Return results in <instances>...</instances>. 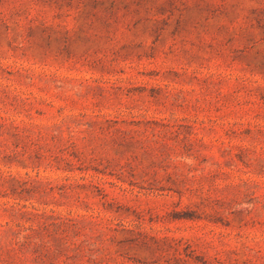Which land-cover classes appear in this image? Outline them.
Returning <instances> with one entry per match:
<instances>
[{
	"label": "rangeland",
	"instance_id": "374dc122",
	"mask_svg": "<svg viewBox=\"0 0 264 264\" xmlns=\"http://www.w3.org/2000/svg\"><path fill=\"white\" fill-rule=\"evenodd\" d=\"M0 175V264H264V0H0Z\"/></svg>",
	"mask_w": 264,
	"mask_h": 264
},
{
	"label": "trees",
	"instance_id": "16d2710c",
	"mask_svg": "<svg viewBox=\"0 0 264 264\" xmlns=\"http://www.w3.org/2000/svg\"><path fill=\"white\" fill-rule=\"evenodd\" d=\"M3 180H8V181H13L19 184L20 187L27 185L29 182L25 181H21L19 179L13 178V177H8V179L3 178L2 175H0V182ZM13 194H18V188H14L13 190ZM24 191V190H23ZM20 195V194H18ZM20 205H9L8 203L6 204H2L0 203V209H2L4 212H6V214H9L8 216L11 218L10 221H6L4 223H0V233H6L8 230L11 229V222L13 221L14 217L17 216H25L28 213L23 211V208L25 207H20L18 208ZM33 215V217L35 218H39V219H43L46 220L47 219V215L46 213H42V214H38V213H31ZM42 225H45V227H47L48 225L46 224L45 221H43ZM17 227H20L19 224H16Z\"/></svg>",
	"mask_w": 264,
	"mask_h": 264
}]
</instances>
